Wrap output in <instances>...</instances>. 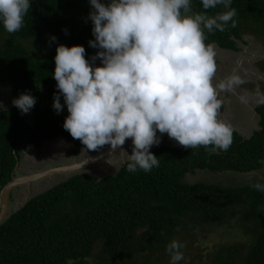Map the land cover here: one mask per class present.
Instances as JSON below:
<instances>
[{"label":"trees","instance_id":"16d2710c","mask_svg":"<svg viewBox=\"0 0 264 264\" xmlns=\"http://www.w3.org/2000/svg\"><path fill=\"white\" fill-rule=\"evenodd\" d=\"M79 1L32 0L18 32L8 33L0 24V87L12 88L14 97L28 92L36 98L27 114L14 105L0 106V190L12 177L15 155L28 152L32 144L39 147L43 139L58 134L81 144L62 127L66 107L60 113L52 107L58 91L52 76L56 44H81L86 57L95 53L88 46L93 39L86 17L90 8L81 16L75 5ZM192 7L204 11L199 0H193ZM231 7L239 21L264 28V0H233ZM223 10L217 6L207 11L215 15ZM53 35L57 39L50 43ZM206 37V44L238 50L235 40L241 39V28L229 23L225 31ZM29 39L41 47L53 45L54 50L34 59L22 43ZM2 97L0 92V102ZM257 112L259 129L249 138L234 131L227 151L210 154L204 146L159 145L152 150L159 167L150 172L129 173L126 162L115 175L99 179L76 173L31 196L0 223V264H92L95 248L98 263L132 262L141 252L164 249L179 230L196 231L188 221L192 214L221 222L233 207L241 211L242 222L250 223L249 245L243 252L238 245L220 246L208 264H264V192L252 187L254 174H237L264 169V104ZM197 169L232 175L226 184L184 180ZM231 178L239 182L232 184Z\"/></svg>","mask_w":264,"mask_h":264},{"label":"clouds","instance_id":"9594fccd","mask_svg":"<svg viewBox=\"0 0 264 264\" xmlns=\"http://www.w3.org/2000/svg\"><path fill=\"white\" fill-rule=\"evenodd\" d=\"M88 3L87 20L91 22L93 37L88 40V46L95 53L86 57L83 45L58 43L52 72L58 90L53 95L52 107L57 113L66 107L62 127L81 144L73 145L58 134L43 139L37 150H32L35 147L32 144L28 152L22 153L30 154V149L31 156L34 152L41 153L44 142L57 138L72 148L67 151L69 160L57 162L59 165L86 158L85 163L89 156L107 146L112 150L89 166L63 172L66 176L60 181L76 173L99 179L115 175L126 162L129 173L150 172L159 167L152 150L155 146L167 145L165 140L185 149L204 146L210 154L227 151L233 143L234 129L220 119V94L235 95L248 81L233 71L227 78L214 82L216 48L205 41L206 34L223 32L229 23L236 27L233 0H199L204 11H193V0H88ZM31 6L32 0H0V24L8 33L18 32ZM217 6H223L224 10L209 15L207 10ZM56 39L51 36L50 43ZM260 72L264 77V71ZM2 90H8L9 94L4 96ZM0 92L5 102L8 99L12 102L9 107L14 105L22 114L29 113L36 103V98L28 92L16 97L12 95V88L0 87ZM237 98L243 104L252 98L264 104V91L257 86L254 93L246 92ZM80 151L86 157H79ZM113 153L121 154V159L112 172L105 165H112ZM16 157L17 170H20V156ZM53 166L56 165L48 164L42 169ZM89 168L93 169L91 173L87 172ZM16 171L14 175L19 176ZM33 183L22 185L30 187ZM252 187L264 192V181H256ZM9 207V213L14 212L11 204ZM184 247L177 240L167 244L169 264L184 260L181 251Z\"/></svg>","mask_w":264,"mask_h":264},{"label":"rangeland","instance_id":"374dc122","mask_svg":"<svg viewBox=\"0 0 264 264\" xmlns=\"http://www.w3.org/2000/svg\"><path fill=\"white\" fill-rule=\"evenodd\" d=\"M76 5V8H79V11L82 13L81 16H85L87 9L90 8L88 0H82L79 1ZM87 17V15H86ZM236 25L240 26L241 28V38L246 41L236 40L238 42V45L241 48V51L235 53H229L227 51L228 57L231 59V65L233 63L240 61L239 58L241 56L244 57V59L241 60L242 65L243 62H248L247 68L251 69L256 66V64L264 59V35H261L259 33L264 34V28L260 27L257 24H250L247 22L246 24L243 21H239L237 18ZM79 22V20H78ZM253 35H252V34ZM23 45H25L29 51V53L33 56L34 59L38 58H45L49 55L50 51L54 50L53 45H46L45 47L39 46L37 41L29 39L22 42ZM232 54L231 56H229ZM227 60V59H226ZM225 60V62H226ZM246 66V65H245ZM255 69V68H254ZM264 74V72H263ZM254 74H252L253 76ZM255 76V75H254ZM255 80L262 81V85H264V77L259 76V78H256ZM262 91H264V86L260 88ZM2 93L4 96H7L8 90H2ZM254 93V91H253ZM11 101L8 99V103L5 102V99L3 97V100L0 103V106L3 108L9 107L11 105ZM258 104L254 98L249 100L247 107L252 106L253 104ZM250 104V105H249ZM228 109H231L228 107ZM248 110V111H247ZM247 113L250 112V109L247 108ZM254 112L253 110H251ZM230 114H232L231 111H229ZM255 113V112H254ZM233 118L236 116L235 114H232ZM235 115V116H234ZM236 118V117H235ZM257 118H259V115L257 114ZM224 120V119H223ZM225 121V120H224ZM251 123V125L254 124L255 120H248L247 114H245V121L243 120V117L241 119L236 118L235 119V126L236 129L241 131L245 136H249L251 134L249 131H246L248 129V123ZM258 127V124H256ZM251 128V127H249ZM164 141V139H162ZM168 142L167 140H165ZM172 141V140H169ZM165 144V143H163ZM71 148V146H70ZM37 150V149H36ZM22 152V151H21ZM37 154L36 152L33 153ZM39 158L45 159L48 157L50 160H57V162H65L68 161L67 159H61V158H55V154H50L49 156L46 155V152L38 153L37 154ZM61 155V153H60ZM121 154L119 153H113L110 156V160L112 161L111 164H106L105 168H110V170L116 171V169L119 166V159H121ZM19 160L21 166L19 167L20 170L16 171V174L19 175L22 173L27 172L28 165L24 166V159L27 156L26 153H22L19 155ZM28 157L31 159V154H28ZM34 157V156H33ZM27 159V163L31 162L30 159ZM45 161H38L35 165L36 166H44ZM16 164V162H15ZM110 165L111 167H108ZM15 167V165H14ZM14 169V168H13ZM232 174H229L228 176L223 175L222 173L212 172L208 170H199L197 169L193 174L188 173L186 174L184 180L189 183H195V182H217L221 181L225 184L227 183L226 177L231 176ZM66 176L65 173H59V174H52L51 177H47L44 179H41L29 186L21 185L16 187L13 192L10 199V204L12 207H16L20 205L22 201H24L27 197L32 196L33 194H36L40 191H43L45 188H47L51 184H55V182L58 181V179H64ZM254 182L256 181H264V169H260L257 171L254 175ZM229 180V178H228ZM239 178H236L231 182L232 184H237L239 181ZM188 221H190L191 225L195 228L196 231L187 232L185 230H179L173 237V240H177L182 242L185 247L181 249V251L184 254V260L180 262V264H208L211 258L214 256L215 250L220 246H229V245H238L240 246V252L244 251V248L248 247L251 235L247 231L248 225L250 223L242 222L241 220V211L233 207L230 209L229 212L226 213V217L221 222H213L204 219L199 214H192L188 217ZM193 228V229H194ZM98 247V246H96ZM166 246L164 249H156L153 251H144L139 254H137L132 262L128 261H120L116 264H169V256L166 252ZM98 257V249L95 248L93 251L91 259V263H98L99 259ZM101 264V263H98Z\"/></svg>","mask_w":264,"mask_h":264},{"label":"flooded vegetation","instance_id":"af4514ba","mask_svg":"<svg viewBox=\"0 0 264 264\" xmlns=\"http://www.w3.org/2000/svg\"><path fill=\"white\" fill-rule=\"evenodd\" d=\"M236 40L246 41V40H244L242 38L241 39H236ZM214 43L215 42H211L210 44L215 45ZM236 43H237V46L239 47V49L238 50H233V51L231 50L229 53H235V52H238L239 50L241 51V48L242 47H240L238 45V42L237 41H236ZM231 55L232 54H230L229 56H231ZM216 61H217V65L223 64L221 62V60H219V59L218 60L216 59ZM231 62L232 61H231L230 58L227 59L226 62L224 60L223 67L226 68V72L227 73H226V77L223 76V79L227 78L230 74L233 73V71H236L239 75H241L244 79H246L248 81V83H246L245 85H242L239 89H243V90H245L247 92H253L257 86H259L260 88H262V86H264V85L261 86L262 81L255 80L257 78L255 72L256 71H264V59L261 60V61H259L256 64V66H254L255 69L254 68L248 69L247 68V65L244 62H243V64H245L246 66L245 65H242L241 61H239V60H238V62L233 63V65H231L232 64ZM242 72H247V74H246L247 77H244V75H243ZM252 74H254L255 76L254 75L252 76ZM221 94H222V96H220V99L222 101V108H224L225 111L228 110L227 107L229 106V108H231L229 110L232 112V114H236V118L239 117V119H240L242 117L243 113L244 114L246 113L245 110H247V108H249L250 109V114H249V117L250 118L248 120H252V121L255 120L254 124H256V123L258 124L259 119L257 118V114H258L257 113V107H259L261 104H256L255 103V104H253L252 106H249V107H247V105H245V104L242 105V106H240L239 105V102L237 101L238 100L237 95H239L238 93H236L235 95H233V94H225V93H221ZM251 110H255V113L252 112ZM226 117L227 118L224 119V120L232 125L234 131L238 132L244 138H247V137L249 138L251 136V135L245 136L241 131H239V130L236 129V126H235V119L236 118L235 117L234 118H233V116L232 117L226 116ZM254 124L251 125V123H250V127H253ZM23 146H24V144L20 147V149H23ZM36 149H37V147H34L32 150L35 151ZM30 151H31V149H30ZM30 151H29V153L32 154ZM22 152H21V154H22ZM52 164H54V162ZM54 165L57 166V165H59V163L56 162ZM35 171H39V170L37 169ZM257 171H259V170H255V172H257Z\"/></svg>","mask_w":264,"mask_h":264},{"label":"water","instance_id":"95a60500","mask_svg":"<svg viewBox=\"0 0 264 264\" xmlns=\"http://www.w3.org/2000/svg\"><path fill=\"white\" fill-rule=\"evenodd\" d=\"M214 44L217 48H219L216 43H214ZM220 49L227 50V49H223V48H220ZM255 73H256V75L263 77V75L260 71H256ZM170 143L171 142H166V144H170ZM160 144H163V143H160ZM111 151L112 150L109 148V146H107V148L101 149L100 151L96 152L94 155L89 156L87 162H85V163H83V162L86 158L82 159L81 161H76L73 164L57 165V166L45 168V169H42L39 171L30 172L27 174H22L19 176L14 175V172L17 170V168L19 166L18 160H16L15 167L12 170L11 179L6 184H4V186L0 190V223L2 221H4L5 218L9 214V211H10L9 198H10L11 191L14 188H16V187H18L24 183L36 182L38 179H41L44 177H46V178L51 177L52 174L71 172L73 169L89 166L91 164V162L98 160L100 157L108 155L109 153H111ZM14 153H15V150H14ZM93 158H95V159H93ZM81 165H82V167H81ZM237 174L241 175V176H244V175L251 176V175L255 174V172L251 171V172L237 173ZM25 201L26 200H24L23 203H21L20 205L13 207L12 211H15L16 209H18L21 205H23L25 203Z\"/></svg>","mask_w":264,"mask_h":264},{"label":"crops","instance_id":"0c3cea01","mask_svg":"<svg viewBox=\"0 0 264 264\" xmlns=\"http://www.w3.org/2000/svg\"><path fill=\"white\" fill-rule=\"evenodd\" d=\"M215 46V45H214ZM215 48H216V53H217V55H216V59L218 60H221V62L224 64V60H226V59H229V57H228V55L226 54L227 53V51L228 50H222V49H220V48H217L216 46H215ZM230 52V51H229ZM240 59V61L242 60V59H244V57L243 56H241V58H239ZM97 63H99V61H97ZM246 65H248V62H244ZM223 64H221V65H217V72H216V76H215V80H214V82H219L220 80H223V76L224 77H226V68L225 67H223ZM243 73V75H244V77H247V72H242ZM257 78H259V76H257ZM247 91H245V90H243V89H237V93L239 94V95H243V94H245ZM220 96H222V94H220ZM237 97H238V95H237ZM238 102H239V105L240 106H242V105H244L243 103H241L239 100H237ZM229 107V106H228ZM227 107V108H228ZM238 109V108H237ZM230 110L228 109V110H224V108H222L221 109V112H220V119H226L227 117L226 116H228V117H232L233 115L232 114H230V112H229ZM245 114H247V117H248V119L250 118L249 117V114H250V112H248L247 113V111H246V113ZM245 114L243 113V115H242V117H243V120L245 121ZM236 115V114H235ZM234 115V116H235ZM238 115V114H237ZM236 117V116H235ZM241 117V118H242ZM240 118V119H241ZM238 119H239V117H238ZM250 127V123H248V129H246V131H249L250 133H252L254 130H256L257 129V125L256 124H254V126L253 127H251V128H249ZM238 130V129H237ZM249 135H251V134H249ZM70 144H68V143H65L64 142V140L63 139H61V138H57V139H52V140H50V141H48V142H44V144H43V146H42V149H41V153H43L44 151L46 152V155H50V154H55V158H61V159H67L68 158V154H67V151L68 150H71L72 148H70V146H69ZM81 151H83V150H81ZM79 152V157H81V158H83V157H86V154L84 153V152ZM60 153H61V155H60ZM27 156L25 157V159H24V166H26V165H28V169H27V172H33L34 170H37V169H42V168H44L46 165H48V164H50V165H52V163L54 162V164L57 162V160H50L48 157H46L45 159H43V158H39L37 155L35 156V155H33V156H31L32 158L30 159L29 157H28V154H26ZM88 155V154H87ZM30 159L31 160V162H28L27 163V159ZM42 160H44L45 161V163H44V166H36L35 164L38 162V161H42ZM52 162V163H51ZM93 170V169H92ZM92 170H91V168H89V170H87V172H89V173H91L92 172ZM27 172H25V173H27Z\"/></svg>","mask_w":264,"mask_h":264}]
</instances>
